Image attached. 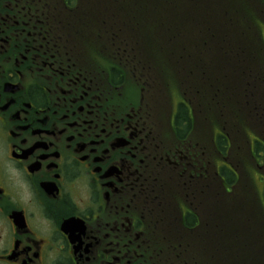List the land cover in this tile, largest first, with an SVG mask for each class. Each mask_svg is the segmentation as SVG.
Segmentation results:
<instances>
[{"label": "flooded vegetation", "instance_id": "1", "mask_svg": "<svg viewBox=\"0 0 264 264\" xmlns=\"http://www.w3.org/2000/svg\"><path fill=\"white\" fill-rule=\"evenodd\" d=\"M104 19L97 0H0V264H220L236 188L218 184L219 136L238 176L239 121L226 135L184 98L179 122ZM228 79L256 162L264 103L248 110L245 71Z\"/></svg>", "mask_w": 264, "mask_h": 264}, {"label": "trees", "instance_id": "2", "mask_svg": "<svg viewBox=\"0 0 264 264\" xmlns=\"http://www.w3.org/2000/svg\"><path fill=\"white\" fill-rule=\"evenodd\" d=\"M97 4L103 6L104 20L108 25L107 40H124L129 44L128 49L123 47L125 65L129 64L132 70L138 69L151 77L158 75L170 92L182 89V75L186 72L190 77L204 81L207 89L198 91L196 84V89L191 88L194 93L192 100L201 109L203 121L212 120L210 111L217 110L214 107L228 110L231 106L229 97L233 82L228 76L232 71L243 73L249 69L251 74L264 77L261 66L257 68L261 61L259 57L264 59L259 22L256 19L252 22L246 14L248 11L260 12L252 0H97ZM263 13L264 10H261L259 14ZM229 14L239 17L238 22L242 21L244 27L225 26ZM109 26L114 30H110ZM230 58L239 65L232 64ZM193 108L197 114V108L194 105ZM233 112L235 120L242 122L241 107L237 103H234ZM185 113L180 107L179 122ZM226 121L228 123L230 117ZM219 137L220 152L225 153L228 150L225 137ZM222 175L226 179L225 184H232L231 173L226 168L222 170ZM218 184L224 185L222 179L218 180ZM241 201L243 203H238L234 211L243 217L238 221L234 219L230 230L222 229L223 223L219 221L220 233H234L233 237H219L218 244L224 254L219 259L220 264L225 259H229L225 264L264 262L263 209H254L251 217L253 225H249L244 213L247 206ZM252 203L256 204L255 201ZM226 207L225 203L224 209ZM225 240L230 241V245H226ZM190 246L198 248L193 241ZM202 248L208 247L204 244ZM226 253L229 255L225 256ZM198 255L201 253L198 252Z\"/></svg>", "mask_w": 264, "mask_h": 264}, {"label": "rangeland", "instance_id": "3", "mask_svg": "<svg viewBox=\"0 0 264 264\" xmlns=\"http://www.w3.org/2000/svg\"><path fill=\"white\" fill-rule=\"evenodd\" d=\"M253 4L255 6H257L260 10L259 13H261V10H264V0H252ZM236 9V7L234 8V10ZM206 14H208V12H206ZM247 14V18H249L252 22H254V19H256V15L258 14V12H254V11H248L246 12ZM262 15V14H261ZM218 16V15H217ZM219 19H223L222 17H218ZM217 19V18H216ZM217 19L220 23H222V20H219ZM228 20V23L225 24V26H231V25H234L235 21L237 20L236 17H230L227 18ZM257 22H259L258 19H256ZM226 31L228 30L227 28H224ZM227 35V33H226ZM228 60V59H227ZM261 66V64H260ZM259 67V63L257 65V68ZM262 68H264V66L262 65L261 66ZM246 72H248V76H249V79L246 81V84L242 86V89H246V93H243V94H247L248 98H247V101L249 102L250 104V108H248V110H254L255 113H258V109H262L261 107H259L258 105L264 103V93H261V91H264V77H259V76H254V74L251 75L252 71H249V69H246L245 70ZM263 71V70H262ZM188 75V72L185 73V77ZM187 79H189L187 77ZM154 82H156V84H162L163 81L161 79L159 80H153ZM157 88V86H156ZM240 88H241V84H240ZM156 91H158V88L156 89ZM163 92L164 94L166 95H170V93L168 92V90H166L165 88H163ZM184 92V86L182 85V90H181V94ZM241 92V91H240ZM158 94V99H160L164 104H165V107H166V110H168L169 106L166 104V98L159 92H156ZM188 97H190L191 95L194 97V93H191V91H188ZM171 97V95H170ZM179 96H176L175 97V100H176V103H177V99H178ZM247 105L245 106V109H247ZM159 111H163L164 109L159 105ZM214 108H217L219 110H217V112L215 111H210L211 115H212V120L216 123V127L219 129V130H222L224 131V133L227 135V134H230V135H233L235 136V130L234 129H230L229 128V124H227V121L226 119L228 117H222V115L220 114H223L224 115V112L223 111H220V110H223L219 107H214ZM248 110H246L247 112H249ZM226 111V110H224ZM263 114V112H262ZM252 115V114H251ZM253 120V119H252ZM244 126L248 125L250 127V123L251 121L249 119L247 120H244ZM258 124H260V122H257ZM255 123L252 122L251 124V127L254 125ZM261 127H262V124H260ZM236 126H239V125H236ZM240 128V126H239ZM240 130V129H239ZM250 130H253L255 134L257 135H260L258 130L257 129H252L250 128ZM242 135H243V132H242ZM238 139V142L236 141V144L234 146L235 148V151L234 152H239V148L240 149H244L243 152H242V157H245L244 156V153L247 154V150H248V138H244L243 137H240V138H237ZM233 152V153H234ZM260 153V154H259ZM258 154H256V157H260L259 160L262 159V155H264V148H262L260 151H259ZM262 154V155H261ZM238 156L237 155H232L231 157V162H233L234 166L239 170V172L242 174V176L245 178V176L249 179V182L246 181V188L248 189L249 192H251L252 195H254L256 197V202L258 204V207H261L260 206V202L258 200V197H257V193H259V195L263 194L264 195V171L261 170L258 171L257 169H251L250 168V165H249V161L243 163L242 161H239V159H235L237 158ZM264 162V161H263ZM222 161H220L219 159V164H221ZM258 163H260V161H258ZM251 194L249 195L248 193V196H251ZM241 196H246V195H242L240 194ZM262 200V203L263 206H264V199L261 198ZM244 206V205H242ZM245 217H246V220L249 223V225H253V221L251 220V217L254 213V209L252 207H247L246 210H245ZM249 219V220H248ZM261 220V219H260ZM263 242H261L262 244ZM264 244V243H263Z\"/></svg>", "mask_w": 264, "mask_h": 264}]
</instances>
